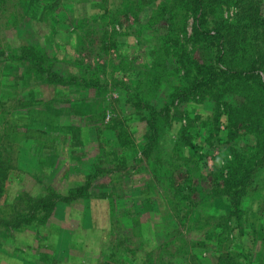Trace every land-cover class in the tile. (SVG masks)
Here are the masks:
<instances>
[{
  "label": "rangeland",
  "instance_id": "obj_1",
  "mask_svg": "<svg viewBox=\"0 0 264 264\" xmlns=\"http://www.w3.org/2000/svg\"><path fill=\"white\" fill-rule=\"evenodd\" d=\"M187 1L0 0V264H264V161L228 178L263 131L229 126L215 93L173 92L198 73L170 37L217 53ZM207 4L211 27L238 10Z\"/></svg>",
  "mask_w": 264,
  "mask_h": 264
},
{
  "label": "trees",
  "instance_id": "obj_2",
  "mask_svg": "<svg viewBox=\"0 0 264 264\" xmlns=\"http://www.w3.org/2000/svg\"><path fill=\"white\" fill-rule=\"evenodd\" d=\"M207 1L211 0H188L186 5L189 4L191 12L194 14L192 41L195 45L203 43L205 46L216 48L215 59L214 61L201 62V59H197L195 55L194 58L190 56V51L180 42L179 36L170 37L168 42L172 40L171 44L177 49V61L186 63V66L193 63L198 73L194 75L189 86L176 83L174 87H178L179 90L173 92L176 96L181 94L180 96L183 97L194 92L196 88L201 89L204 94L215 93L224 98V113L228 114L229 126H234L237 123L245 126L248 123L256 131L264 133V18L261 17L263 14L261 6L257 0H234L238 6L234 19L228 21L223 17L218 18L215 25L211 27L206 21ZM234 27L237 29L232 30ZM231 82L236 85L231 91L236 93V101L229 99L230 86L227 83ZM154 103L153 101L149 102L148 99L146 106L156 116L157 108ZM252 115H255L256 119H252L251 123L249 116ZM154 119V117L150 118L151 125H155ZM260 123L262 128L258 129L257 124ZM261 146V148L258 146L257 149H252L254 145H250V149L247 147L240 150L235 149L231 158L234 168H230L228 175L229 179L234 180L233 183L243 184L249 173L264 161V140L261 142ZM255 158L258 159L255 161ZM242 163H245L244 169L235 176V167ZM7 175L8 167L0 163V195L4 192ZM181 195L183 199H188L183 190ZM50 207L52 205H49ZM104 264L114 263L106 261ZM227 264L235 263L230 261Z\"/></svg>",
  "mask_w": 264,
  "mask_h": 264
}]
</instances>
